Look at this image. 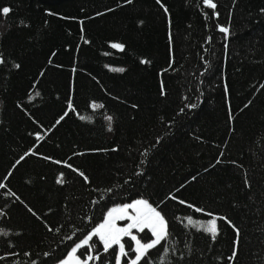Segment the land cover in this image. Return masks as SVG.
<instances>
[{
    "label": "trees",
    "instance_id": "obj_1",
    "mask_svg": "<svg viewBox=\"0 0 264 264\" xmlns=\"http://www.w3.org/2000/svg\"><path fill=\"white\" fill-rule=\"evenodd\" d=\"M214 2L0 0V264H58L137 199L169 225L140 264H264V0Z\"/></svg>",
    "mask_w": 264,
    "mask_h": 264
},
{
    "label": "snow or ice",
    "instance_id": "obj_2",
    "mask_svg": "<svg viewBox=\"0 0 264 264\" xmlns=\"http://www.w3.org/2000/svg\"><path fill=\"white\" fill-rule=\"evenodd\" d=\"M132 0H127V3H131ZM203 3L212 9L216 8V4L214 0H203ZM167 12V8H165ZM11 12L9 7H4L0 10V13L7 16ZM220 31L224 33H228L229 29L227 27H221ZM112 48L119 49L121 51L124 50V45L119 43H113L111 45ZM4 60L0 58V64H3ZM142 63H149V61L144 60ZM19 68V65H15ZM116 71H124V69H115ZM163 94V92H162ZM39 95V93H37ZM92 108H101L102 104L91 105ZM195 107V105H192ZM69 108L72 106L69 104ZM84 119V117H81ZM109 121L112 120V117H107ZM81 176H84V173H80ZM87 180V177H85ZM59 183H63V178L58 181ZM2 186V185H0ZM174 198V197H173ZM184 203V201H181ZM196 211H202V209L197 208ZM211 215V214H209ZM218 219H222L231 224V221L227 219V217H213L208 222H195L192 218H188L187 223L189 225H193L197 227L199 230H203L211 235L213 240L216 239L219 234L218 228ZM127 220L129 223L126 226H118L117 221ZM235 229L237 237H239V229L236 228L235 225H232ZM136 229L139 232H144L145 229H148L154 239L150 242H142L141 239L137 237V235L133 234V230ZM0 234L2 230H0ZM169 236V225L165 216L161 213V211L157 210V207H153L147 200L139 199L134 203L124 205L122 207L113 208L108 212L107 218L101 223L98 227H96L80 244H77L71 252V255L67 260L63 262V264H89V261L94 259H99L98 256L88 255L85 259H81L76 255L77 251L84 246L89 245L90 241H92L93 237H98L99 240L103 244V248L105 251L113 248V246H118L119 252L117 257V264H121L122 258L126 257L128 253L125 250V245L122 243L124 237H130L132 241L135 242L134 251L136 253L135 258L131 259L130 264H140L141 260L144 259L150 249L156 248L161 244L162 241L166 240ZM236 253L233 252V256L230 259H235Z\"/></svg>",
    "mask_w": 264,
    "mask_h": 264
},
{
    "label": "rangeland",
    "instance_id": "obj_3",
    "mask_svg": "<svg viewBox=\"0 0 264 264\" xmlns=\"http://www.w3.org/2000/svg\"><path fill=\"white\" fill-rule=\"evenodd\" d=\"M137 200H139V199H137ZM135 201H133L131 203H134ZM131 203H127V204H131ZM127 204H124V205H127ZM124 205L114 206L109 211H111L113 208L122 207ZM106 218H107V215H106ZM128 223H129V221H127V220L117 221L118 226H121V227L126 226ZM133 234L134 235H137V237L139 239H141L142 242H150L152 239H154V237L152 236L151 232L148 229H145L144 232H139L138 230L134 229L133 230ZM244 237H246V236H244ZM122 243H124L125 250L128 253V255L126 257L122 258L121 264H130L131 259H134L135 258V255H136V253L134 251L135 242L132 241L130 237H124L123 240H122ZM114 250H115L116 253L114 252L112 255L107 256L106 262H105L106 264H117V257H118V252H119L118 246H115L114 247ZM71 252L67 256V258L64 259L63 261H61V263H59V264H63V262L65 260H67L68 257L71 255ZM76 255H77V253H76Z\"/></svg>",
    "mask_w": 264,
    "mask_h": 264
},
{
    "label": "crops",
    "instance_id": "obj_4",
    "mask_svg": "<svg viewBox=\"0 0 264 264\" xmlns=\"http://www.w3.org/2000/svg\"><path fill=\"white\" fill-rule=\"evenodd\" d=\"M96 240H97V242L99 243V245L102 247V249L104 250V248H103V244L100 242V240H99V238L98 237H94ZM80 243H82V241L80 242ZM80 243H78V244H80ZM72 251V250H71ZM116 253V252H115ZM70 254V253H69ZM68 254V255H69ZM77 255L83 260V259H85L88 255H91V246H90V243H89V245H87V246H84V247H81L78 251H77ZM67 258V257H66ZM65 258V259H66ZM63 261V260H62ZM59 263H61V262H59ZM58 263V264H59Z\"/></svg>",
    "mask_w": 264,
    "mask_h": 264
}]
</instances>
